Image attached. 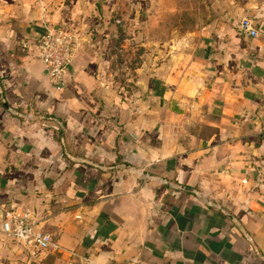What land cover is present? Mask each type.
Returning a JSON list of instances; mask_svg holds the SVG:
<instances>
[{
	"label": "crops",
	"instance_id": "crops-1",
	"mask_svg": "<svg viewBox=\"0 0 264 264\" xmlns=\"http://www.w3.org/2000/svg\"><path fill=\"white\" fill-rule=\"evenodd\" d=\"M120 6L0 0V208L35 210L57 243L31 259L0 235V264H264V40L225 13L118 82ZM48 22L79 40L60 90L20 48Z\"/></svg>",
	"mask_w": 264,
	"mask_h": 264
},
{
	"label": "rangeland",
	"instance_id": "rangeland-1",
	"mask_svg": "<svg viewBox=\"0 0 264 264\" xmlns=\"http://www.w3.org/2000/svg\"><path fill=\"white\" fill-rule=\"evenodd\" d=\"M120 1L117 25L121 36L115 48L117 54L113 62L118 82L131 75L130 68L141 61V56L147 50L150 55L156 54L152 47L168 41L174 33L181 35L191 29H199L225 13L236 15L235 27L240 16L254 18L262 25L261 39L264 40V0H136L142 1L139 6L148 7L144 15L145 21L131 19L132 12L128 6L133 0ZM237 7L242 9L235 13Z\"/></svg>",
	"mask_w": 264,
	"mask_h": 264
},
{
	"label": "built area",
	"instance_id": "built-area-1",
	"mask_svg": "<svg viewBox=\"0 0 264 264\" xmlns=\"http://www.w3.org/2000/svg\"><path fill=\"white\" fill-rule=\"evenodd\" d=\"M237 29L242 34L255 40L263 34V29L254 18L244 16L237 22ZM20 48L25 53H34L35 57L45 66L51 82L57 90L66 86V75L73 65L79 48L77 36L68 28L58 23H46L43 31L33 42L23 40ZM19 115L17 111H13ZM26 121H33L37 115L33 110L23 115ZM242 182L247 184L248 180ZM210 202V201H208ZM44 220L35 210L27 207L12 206L6 209L0 222V235L14 240L35 259L39 254L57 247L52 234L43 226Z\"/></svg>",
	"mask_w": 264,
	"mask_h": 264
},
{
	"label": "water",
	"instance_id": "water-1",
	"mask_svg": "<svg viewBox=\"0 0 264 264\" xmlns=\"http://www.w3.org/2000/svg\"><path fill=\"white\" fill-rule=\"evenodd\" d=\"M0 95H1V97H3V89H2V86H1V81H0ZM3 103H4V105H5V107H6L7 109L11 110V108L8 106V104L6 103L5 100H3ZM167 183H169V182L167 181ZM174 187H175L176 189H178V190H184V191H189V192H193V193H196V192H197V190H196L195 188H193V187H189V186H185V185H175ZM208 204H209V205H213V206H215L216 208L220 209V210H221L224 214H226L230 219H232L233 221H235V223L237 224V226H239L240 229H242L243 232L246 233V232L244 231V229H243L241 223H240V222H239V221H238V220H237L232 214H230V213H229L224 207H222L221 205H218V204H216V203L213 204L212 201L208 202ZM3 215H4V212H3V210L0 208V217H3Z\"/></svg>",
	"mask_w": 264,
	"mask_h": 264
}]
</instances>
